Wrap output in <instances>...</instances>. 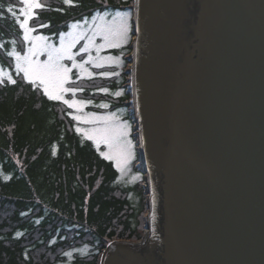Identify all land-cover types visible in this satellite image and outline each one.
Instances as JSON below:
<instances>
[{
    "label": "water",
    "instance_id": "1",
    "mask_svg": "<svg viewBox=\"0 0 264 264\" xmlns=\"http://www.w3.org/2000/svg\"><path fill=\"white\" fill-rule=\"evenodd\" d=\"M132 34L146 231L101 264H264V0H134Z\"/></svg>",
    "mask_w": 264,
    "mask_h": 264
},
{
    "label": "trees",
    "instance_id": "2",
    "mask_svg": "<svg viewBox=\"0 0 264 264\" xmlns=\"http://www.w3.org/2000/svg\"><path fill=\"white\" fill-rule=\"evenodd\" d=\"M42 5L30 26L57 37L98 16L133 14L134 0H73L71 7L43 0ZM9 6L19 5L0 0V65L12 71L6 53L13 41L16 49L23 46V34ZM130 55L131 50L121 88L134 127ZM14 79L15 84H0V264H100L110 243L141 240L148 212L144 180L125 183L115 164L101 156L104 148L77 133L70 108L49 100L22 75ZM119 84L115 80L108 87L115 91ZM75 85L82 89L76 97L90 100L88 93L105 88L106 81Z\"/></svg>",
    "mask_w": 264,
    "mask_h": 264
},
{
    "label": "rangeland",
    "instance_id": "3",
    "mask_svg": "<svg viewBox=\"0 0 264 264\" xmlns=\"http://www.w3.org/2000/svg\"><path fill=\"white\" fill-rule=\"evenodd\" d=\"M43 0H38L39 3L42 4ZM39 9V8H38ZM33 17L35 16V11ZM125 12H115L114 14H105L101 17H95L94 19L90 21H86L84 23H78L73 24L70 26V29L57 37L51 36V35H45L40 32H36L34 29L33 31L29 32V40L25 41L23 39V46L21 48H17L14 44H11V50L10 51H16L19 52L21 56L27 55L28 49L32 47V44L36 41L34 40L35 37L43 36L45 37V41L41 43H47L50 44L56 48L60 47L61 43V37H63L65 44L70 43L74 39H76L75 45L72 47L71 51L73 53V60L65 59L63 63L71 69L69 72L70 80L67 84L64 85L66 88H77V85L72 86L73 84H76L79 81L83 80H91V79H98V80H104L106 81V87L105 88H98L94 89L93 92H89L88 94L92 96V99L90 100H80L76 96L81 93L77 90L75 96H73L70 92L64 94V99H67L69 101H84L83 104H77L76 106L71 108V111H73V116L78 117L79 119H73L77 128L80 129V131L77 133L84 139H87L86 134H94L93 130L103 127V122L98 120L97 117H107V116H114L118 122L121 124L126 123L128 125V131L129 136L128 139L131 141L133 145V151H134V159L132 160L131 164L128 165L127 169H125L123 172L120 171L117 167V163L114 157V152L110 154L109 161L113 162L120 172V176L122 180L127 184H135L141 182L143 180V175L139 171L138 168V161H139V153L137 148V142L134 139V127L129 120V107L126 106V100H125V88H121V83L123 81V74L126 69V61L125 57L128 56L131 42H132V27H133V16L130 15L129 23L131 25V40L119 47V48H111V47H100L104 44V40L102 39L101 35L96 34L97 29L100 26H103L107 23H109L113 17H116L120 14H123ZM17 15L19 16V12H17ZM23 19V17H20ZM30 21L28 27L32 28L30 26ZM75 25V27H74ZM22 30V29H21ZM23 32V30H22ZM71 33V35H69ZM24 35V32H23ZM83 37V38H80ZM89 40H91V43H89ZM87 46V51H82L83 48ZM99 49V50H98ZM11 58V57H10ZM117 58L119 60V63L117 64ZM13 70H7L3 69L0 65V79L4 78L6 75H11L14 79L15 76L18 74L15 71L14 64L15 61L13 58ZM36 59V57H34ZM38 59L43 62L47 60V55H40ZM85 61H88V63H85ZM73 62L77 65H83V69L80 67H74ZM99 65V67H97ZM89 73L91 75H89ZM104 73H109L110 75L105 76ZM116 73V74H113ZM20 75H23L20 73ZM118 80L120 81V89L118 90H111L108 86L111 84V82ZM5 81H7L5 79ZM125 84H123L124 86ZM103 89H107L108 91L105 92ZM120 92V96H116L115 93ZM94 97V98H93ZM98 97H102L103 99H97ZM105 98V99H104ZM62 102V101H60ZM102 104H107V108L100 107ZM116 108H112L113 106H117ZM76 128V130H77ZM92 141V140H90ZM93 142V141H92ZM94 143V142H93ZM98 148L105 147L104 151L101 152V156H103L105 153H109V148L104 143H99L97 145L94 143ZM133 177H137L136 179H133ZM148 213V212H147ZM147 214L145 215V217ZM144 217V219H145ZM146 223V219H145Z\"/></svg>",
    "mask_w": 264,
    "mask_h": 264
},
{
    "label": "snow or ice",
    "instance_id": "4",
    "mask_svg": "<svg viewBox=\"0 0 264 264\" xmlns=\"http://www.w3.org/2000/svg\"><path fill=\"white\" fill-rule=\"evenodd\" d=\"M63 2L70 7L74 6L73 0H63ZM17 3L19 6L16 10H14L12 6H9L7 11L12 15L14 22L19 25V28L23 30V39L28 41L29 32L34 30V28L28 27L29 20L33 18L34 10L42 8L43 5L39 3L38 0H17ZM17 12H19V16ZM130 15V13L125 12L113 17L109 23L98 27L96 34L101 35L104 40V44L100 47L119 48L131 40ZM21 16L23 19L20 18ZM69 35H71V33H69ZM45 39L46 38L43 36L35 37L34 40L36 42L28 49L27 55L21 56L20 53L16 51L6 53L9 57L14 59L16 73H22V79L29 84L35 85L37 88H42L43 94L49 100L62 101L69 108L77 104H83L84 101L77 102L64 99V94L70 92L75 96L78 90L76 88L64 87L70 80L69 72L71 69L63 63L65 59L73 60L71 49L77 42L76 39L65 44L63 37H61L59 48L47 43H41L45 41ZM13 43H15V41H13ZM89 43H91V40H89ZM87 50V46L82 49V51L85 52ZM45 54L47 55V60L41 62L38 57ZM34 57H36V59H34ZM116 62L117 64L119 63L118 58ZM85 63H88V61H85ZM73 66L83 69V65H77L75 62H73ZM97 67H99V65H97ZM89 75L91 74L89 73ZM104 75L108 76L110 74L104 73ZM5 79L8 83H16V80L9 74L0 79V84H3ZM80 90L82 91V89ZM103 91L107 92L108 90L103 89ZM115 95L118 97L121 93L116 92ZM100 107L107 108L108 105L102 104ZM73 119L79 118L73 116ZM97 119L103 122V127L94 129V134H86L87 138L97 145L102 142L109 148V153L103 154L105 159H109L110 154L114 152L117 167L123 172L134 159L133 145L128 139V125L126 123L121 124L114 116L97 117ZM77 131L79 132L80 129L77 128ZM136 178L137 177H133V179ZM141 243L143 242L141 241ZM109 247H111V245H109Z\"/></svg>",
    "mask_w": 264,
    "mask_h": 264
},
{
    "label": "bare ground",
    "instance_id": "5",
    "mask_svg": "<svg viewBox=\"0 0 264 264\" xmlns=\"http://www.w3.org/2000/svg\"><path fill=\"white\" fill-rule=\"evenodd\" d=\"M12 44L15 45V43H13V42H12ZM13 63H14V62H13ZM129 89H130V94H131V88L129 87ZM132 113H133V112H132ZM134 119H135V116H134V114H133V120H134ZM76 131H77V130H76ZM86 140H87V139H86ZM138 168H139V165H138ZM145 197H146V196H145ZM146 205H147V201H146ZM145 231H146V227H145ZM144 234H145V233H144ZM143 237H144V235H143ZM143 237H142V238H143ZM141 240H142V239H141ZM141 240H139V241H141ZM139 241H138V242H139ZM129 242H130V241H129ZM132 243H137V242H132Z\"/></svg>",
    "mask_w": 264,
    "mask_h": 264
}]
</instances>
